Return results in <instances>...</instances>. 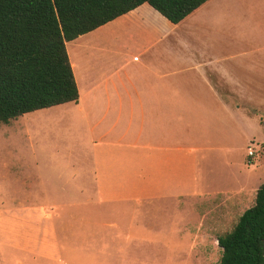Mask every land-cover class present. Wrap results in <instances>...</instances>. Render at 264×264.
Instances as JSON below:
<instances>
[{
  "label": "crops",
  "instance_id": "1",
  "mask_svg": "<svg viewBox=\"0 0 264 264\" xmlns=\"http://www.w3.org/2000/svg\"><path fill=\"white\" fill-rule=\"evenodd\" d=\"M106 24L115 47L83 71L66 43L78 101L38 117L44 133L60 119L63 144L30 151L36 185L8 194V162L0 161L4 247L67 264L54 221L68 218L67 262L93 264L108 254L104 235L92 236L104 212L243 194L263 182L254 183L257 167L245 164L247 144L238 140L264 134V0H207L178 23L142 3ZM84 36L76 47L90 42L80 43ZM84 236L96 250L83 249Z\"/></svg>",
  "mask_w": 264,
  "mask_h": 264
},
{
  "label": "rangeland",
  "instance_id": "2",
  "mask_svg": "<svg viewBox=\"0 0 264 264\" xmlns=\"http://www.w3.org/2000/svg\"><path fill=\"white\" fill-rule=\"evenodd\" d=\"M113 27L105 24L84 34L85 36L81 35L84 37L79 39L80 43L90 41L86 45L80 44L76 47L74 42H67L70 51L75 50L82 71L91 63L92 58L95 63L97 55L102 54L101 50L114 49L115 44L110 39ZM52 111L47 108L39 109L11 119L8 123H0V161L8 162V188H3L8 190V194L18 193L24 182L36 185L35 171L28 164L30 163L28 160L33 158L30 151L36 152L38 145L63 144L59 118L55 119V125L50 121V130L46 133L43 130L45 119L37 121L41 114L49 117L53 114ZM37 124H43L40 138ZM263 137V132L254 130L244 138L240 136L238 140L239 143L245 144L250 140L257 142L254 156L248 157L246 154L244 156L246 165L255 164L257 167L255 184L264 181V141L260 142ZM246 147L247 145L245 146L247 153ZM235 153L239 158L241 151ZM14 162L25 163V167L13 174L10 167ZM4 171L0 168V173ZM255 192L252 190L236 195L216 194L206 198L179 201H148L138 205L121 206L126 209L118 212H104L102 216L97 217L98 227L92 236L104 235L108 243V254L105 256L93 254L96 256L94 258L96 262L93 264H219L221 249L216 238L229 231L241 213L253 204ZM54 223L58 229L56 238L64 252L62 256L67 264H73L67 262L69 219L65 218L63 222L55 220ZM113 223L119 225V232H115ZM90 239L82 237L83 249L96 250L95 247H91L94 243H91ZM0 264L60 263H54L48 257L41 256L31 249L0 245Z\"/></svg>",
  "mask_w": 264,
  "mask_h": 264
},
{
  "label": "trees",
  "instance_id": "3",
  "mask_svg": "<svg viewBox=\"0 0 264 264\" xmlns=\"http://www.w3.org/2000/svg\"><path fill=\"white\" fill-rule=\"evenodd\" d=\"M207 0H0V123L78 101L66 43L147 3L178 23ZM219 264H264V181L219 235Z\"/></svg>",
  "mask_w": 264,
  "mask_h": 264
},
{
  "label": "built area",
  "instance_id": "4",
  "mask_svg": "<svg viewBox=\"0 0 264 264\" xmlns=\"http://www.w3.org/2000/svg\"><path fill=\"white\" fill-rule=\"evenodd\" d=\"M254 148H255V144H254V142L252 140H250L248 142V144H247V147H246V149H247L246 155L248 157H253L254 156V154H255Z\"/></svg>",
  "mask_w": 264,
  "mask_h": 264
}]
</instances>
